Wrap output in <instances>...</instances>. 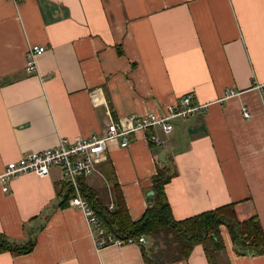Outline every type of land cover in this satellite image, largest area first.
I'll list each match as a JSON object with an SVG mask.
<instances>
[{
    "label": "crops",
    "instance_id": "0c3cea01",
    "mask_svg": "<svg viewBox=\"0 0 264 264\" xmlns=\"http://www.w3.org/2000/svg\"><path fill=\"white\" fill-rule=\"evenodd\" d=\"M31 46L46 47L34 74L26 70ZM262 84L264 0H0V175L61 139L103 133L132 114L163 115L193 93L207 108L176 120L170 135L159 132L163 148L141 131L127 148L111 141L86 186L114 204L110 166L138 221L153 177L170 166L165 191L177 221L234 204L240 222L257 216L264 230ZM229 89L237 95L223 100ZM64 180L59 169L25 174L9 193L0 181V233L36 241L30 254H0V264H147V237L146 245L97 250L84 214L61 207ZM221 235L217 264H264V255H239L225 226ZM160 245L169 254L156 264H210L202 245L184 260L167 251L171 236Z\"/></svg>",
    "mask_w": 264,
    "mask_h": 264
},
{
    "label": "trees",
    "instance_id": "16d2710c",
    "mask_svg": "<svg viewBox=\"0 0 264 264\" xmlns=\"http://www.w3.org/2000/svg\"><path fill=\"white\" fill-rule=\"evenodd\" d=\"M149 144L154 147L151 142ZM110 168V166L105 167L104 172L112 183L115 204L113 211L109 210L111 203L103 202L97 192L86 186L85 179L81 182L82 194L96 210L107 232L113 233L122 240L138 239L142 236L153 240L154 248L146 253L148 255L145 257L147 264H156V258L166 252L161 248L160 242L168 240L170 236L174 239V245L167 251H175V260L189 258L194 248L202 245L206 250L210 264H217L216 255L225 250L221 235L222 226L229 230L239 255H264V230L259 218L254 216L240 222L234 204L177 221L173 216L165 191L166 185L175 176V172L170 166L160 167L157 175L153 177L152 191L154 195L151 197V205L144 216L138 221L131 220L122 191L118 187L116 178L114 179L113 169ZM66 188H62L60 193L62 208L68 207L70 199L74 196V192L70 188L67 190ZM171 245L168 244L172 247ZM35 246V240H30L26 244H18L0 233V254L27 255L34 251ZM165 254H169V252Z\"/></svg>",
    "mask_w": 264,
    "mask_h": 264
},
{
    "label": "built area",
    "instance_id": "2783aa9c",
    "mask_svg": "<svg viewBox=\"0 0 264 264\" xmlns=\"http://www.w3.org/2000/svg\"><path fill=\"white\" fill-rule=\"evenodd\" d=\"M45 52L46 47L44 46L28 48L26 70L29 74L37 72V58ZM257 89L264 93V84L259 85ZM236 95L234 90L229 89L226 91L223 100L231 99ZM193 100V93H188L177 104L165 105L163 115L154 113L145 117H138L134 114L128 115L119 122L112 121L103 133L74 140L64 138L54 147L27 154L17 161L9 163L3 174L0 175L3 191L9 193L10 183L21 175L37 174L46 177L53 169H59L65 179L63 188H70L74 192V196L69 201V206L84 214L97 250L108 247L122 248L131 245H146L145 236L138 239L122 240L113 233L107 232L96 210L83 196L81 182L97 172V162L107 154L111 141H118L121 147L127 148L130 145L131 136L141 131L147 134L149 143L151 142L155 147L163 148L166 142L159 132L170 135L175 130L176 120L188 119L207 108V105H194ZM242 112L246 119L252 117L248 107L243 106ZM114 209V204H111L109 210L113 211Z\"/></svg>",
    "mask_w": 264,
    "mask_h": 264
},
{
    "label": "water",
    "instance_id": "95a60500",
    "mask_svg": "<svg viewBox=\"0 0 264 264\" xmlns=\"http://www.w3.org/2000/svg\"><path fill=\"white\" fill-rule=\"evenodd\" d=\"M163 157H164V155H163ZM149 195H150L151 197H153V195H154V192H153V191H151V192L149 193Z\"/></svg>",
    "mask_w": 264,
    "mask_h": 264
},
{
    "label": "rangeland",
    "instance_id": "374dc122",
    "mask_svg": "<svg viewBox=\"0 0 264 264\" xmlns=\"http://www.w3.org/2000/svg\"><path fill=\"white\" fill-rule=\"evenodd\" d=\"M169 239V238H168ZM161 241H164V240H161Z\"/></svg>",
    "mask_w": 264,
    "mask_h": 264
}]
</instances>
